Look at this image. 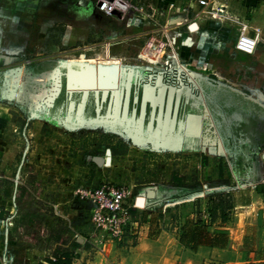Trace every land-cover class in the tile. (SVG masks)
Masks as SVG:
<instances>
[{
    "label": "rangeland",
    "instance_id": "obj_1",
    "mask_svg": "<svg viewBox=\"0 0 264 264\" xmlns=\"http://www.w3.org/2000/svg\"><path fill=\"white\" fill-rule=\"evenodd\" d=\"M98 1L28 0L26 15L41 16L43 25L35 24L34 32L41 31L49 47L31 58L65 70L73 66L81 73L74 90L119 85L111 91L124 92L127 99L131 88L133 100L144 88L160 85L166 89L162 92L167 116L161 117L163 100L156 103L160 110L154 127L150 105L145 120L114 112L99 119L90 116L91 110L81 115L79 105H67L66 86L59 82L47 93L27 86L26 99L0 101L8 104L13 116L0 135V196L6 195L5 204L0 200V219L7 214L4 207L15 210L13 200L21 184L54 207V215L42 219L45 231L38 246L21 240L26 224L15 222V211L0 223V264H45L41 260L46 256L55 259L54 253L65 251L69 242L59 246L49 240L51 233L68 240L76 237L78 230L70 229L68 221L79 230L88 229V240L78 235L84 245H91L95 237L110 238L96 230L95 203L85 195L86 189L130 190L129 205L138 208L146 202L147 213L153 212L160 225L149 238L164 234L161 241L181 245L214 232V222L220 226L238 204H246L244 185L260 176L256 160L264 159V0H216L214 17L200 7L197 19L189 21L168 19L182 11L189 14L188 6L171 5V0H159L156 14L142 6V0H112L118 15L100 11ZM123 13L130 19L122 18ZM170 26L176 30L173 40L166 34ZM243 26L260 35L251 56L236 50ZM105 57L108 66L101 67ZM37 93L42 100L32 99ZM142 101L143 97L139 108ZM5 107L0 105V112ZM142 187L152 188L146 200ZM24 200L30 204L33 199ZM138 232L139 228L125 239L136 242ZM208 257L202 256L198 264H228L219 255Z\"/></svg>",
    "mask_w": 264,
    "mask_h": 264
},
{
    "label": "crops",
    "instance_id": "obj_2",
    "mask_svg": "<svg viewBox=\"0 0 264 264\" xmlns=\"http://www.w3.org/2000/svg\"><path fill=\"white\" fill-rule=\"evenodd\" d=\"M158 3L159 0L141 1V5L154 14L157 12ZM176 3V5H183L186 9L188 6L189 10L187 12L189 14L182 11L179 16L172 15L169 17V20H176V18L182 17L186 21H189L191 17L193 20L197 19L196 13L200 7L196 2L176 0ZM27 5L28 0H0V101L6 102L15 99L22 101V99H26L28 96L23 92V88L27 86L35 85V87L43 88L45 90L44 93H47L59 82L62 86H66L64 99L66 98L67 105L74 109L79 105L78 111H80L81 115L86 116L87 111L91 110L90 116L98 117L99 119L114 112L115 114H122L127 119L129 117H134V119L139 117L145 120L149 116L148 106L150 105L152 107V127H154L155 120L158 118L156 113L158 109L160 110L156 103L163 100V108L160 110L161 117L167 116H165L164 110L166 93L163 96V92L166 89H163L160 85L154 88L150 86V88H144L133 100L131 88L127 99L124 92L111 91L114 89L118 90L119 85L116 88L74 90L72 87L81 79V73H76L73 66L68 65L66 71L62 66L55 65L49 61H36L35 58H31L37 51L41 52L43 48L46 50L49 47L46 41H43V33L41 31L37 34L34 32L35 24L39 23L42 27L43 19L41 16L37 19H30L25 12ZM121 17L130 19L127 13H123ZM166 29V34L170 40L175 39L174 37L177 36L175 28L170 26L166 27ZM248 31L253 32L251 29H248ZM37 35L38 40H36ZM179 48L186 50V46L182 43L179 44ZM21 55H23V60L18 61ZM120 59L122 64V58ZM107 61L108 58L105 57V63L103 62L101 67H107ZM64 77L66 78V84L62 81ZM79 93L81 94V99L77 104L75 98ZM34 97L32 99L36 101L43 99V95L40 93L35 94ZM141 97H143V101L142 106L140 105L141 107L139 108ZM5 102H0V105L6 106L0 112V125L3 123L0 126V135L3 133L9 118H13L12 114L8 112L10 107L8 104H4ZM143 104H145L144 110ZM5 112L8 113L6 114ZM256 166L260 170V176L255 182L244 185L246 190L244 194L248 197L246 198V201L248 200L246 204H238L235 210L229 214L232 217L228 216L222 220L220 226H217L218 223L214 222V232L210 231L209 235L204 239H200L196 243L191 242L181 245L161 241L164 234H161L156 240L150 239L149 237H154V232L158 231L160 226L156 221L155 214L153 212L147 213L148 205L146 202L142 206L139 205L138 208L134 207L133 203L130 202L133 215L141 223L137 241L135 242L133 239L128 238L118 242L110 238L95 237V239L90 240L92 242L91 245L93 244L92 246L87 244L76 250L71 264H175L178 260L183 264H198L202 261V256H205L208 260L209 253L213 254V257L219 255V258L228 264H264V159L262 160L258 157ZM151 189L141 188L140 194L145 200L146 196L151 193ZM2 198L0 196V200ZM5 202L3 199L2 204H5ZM4 208H6L5 219L7 220L0 219V223L3 224L10 219L8 215L13 214L15 211L9 207ZM55 213L59 215L56 207ZM62 218L66 219L67 216ZM68 222L70 229L78 230L76 237L79 235L88 240L86 232L89 231L85 226L79 230L71 221ZM198 231L195 229L194 232L197 236ZM135 243L137 244L135 245ZM193 245L198 247L197 250L191 248ZM96 246L99 247V250H96ZM39 252L42 253L40 250ZM48 258L52 257L46 256L41 261L46 263Z\"/></svg>",
    "mask_w": 264,
    "mask_h": 264
},
{
    "label": "built area",
    "instance_id": "obj_3",
    "mask_svg": "<svg viewBox=\"0 0 264 264\" xmlns=\"http://www.w3.org/2000/svg\"><path fill=\"white\" fill-rule=\"evenodd\" d=\"M190 1L196 2L199 7H203L207 12L214 15V3H216V0ZM176 4V1H172L171 3V5ZM97 7L107 15H118L117 7L112 0H100L98 1ZM217 15L225 16L221 13H217ZM243 27L238 32L236 50L244 55H254L259 45V37L255 34L245 32ZM10 104H13V101H10ZM85 195L94 199L93 220L96 230L100 234L103 232L113 240H124L128 236H134L137 233L140 226L138 219L132 213L131 205H129V199L131 197L130 190L101 186L97 189H86Z\"/></svg>",
    "mask_w": 264,
    "mask_h": 264
},
{
    "label": "trees",
    "instance_id": "obj_4",
    "mask_svg": "<svg viewBox=\"0 0 264 264\" xmlns=\"http://www.w3.org/2000/svg\"><path fill=\"white\" fill-rule=\"evenodd\" d=\"M5 199L6 195L1 194ZM29 192V189L25 185H17L16 193L14 196V205H15V222L17 224L23 225L26 224L24 228L25 232L21 236L22 241H26L35 246H38L41 243V232H44L45 229L41 226L42 219L45 218L47 214L54 215V207L47 205L43 199H37L33 197ZM28 198L32 200L30 204H26L24 200ZM63 228V227H59ZM52 232L49 240L55 241L59 246L69 242L68 247L65 251L55 252V259L48 258L46 259L47 263L45 264H71L72 258L75 255L76 250L84 246L82 237L70 238L68 240L59 232ZM195 238L197 235L194 233Z\"/></svg>",
    "mask_w": 264,
    "mask_h": 264
},
{
    "label": "bare ground",
    "instance_id": "obj_5",
    "mask_svg": "<svg viewBox=\"0 0 264 264\" xmlns=\"http://www.w3.org/2000/svg\"><path fill=\"white\" fill-rule=\"evenodd\" d=\"M245 25H247V26H248V24H245ZM247 26H244V27H243V30H244L245 32H248V33H250V32L248 31L249 27H247ZM255 35H257V37H259V36H260L258 33H257V34H255ZM259 39H260V37H259ZM81 58H82V59H84V58H85L83 54H81ZM142 204H143V202H142Z\"/></svg>",
    "mask_w": 264,
    "mask_h": 264
},
{
    "label": "water",
    "instance_id": "obj_6",
    "mask_svg": "<svg viewBox=\"0 0 264 264\" xmlns=\"http://www.w3.org/2000/svg\"><path fill=\"white\" fill-rule=\"evenodd\" d=\"M95 160H96L98 163H101L103 159H102L101 157H97ZM142 201H143V198L139 200V203L142 204Z\"/></svg>",
    "mask_w": 264,
    "mask_h": 264
}]
</instances>
